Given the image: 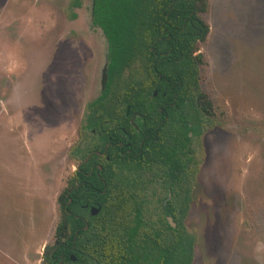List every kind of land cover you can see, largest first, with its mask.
Masks as SVG:
<instances>
[{
	"label": "rangeland",
	"instance_id": "rangeland-1",
	"mask_svg": "<svg viewBox=\"0 0 264 264\" xmlns=\"http://www.w3.org/2000/svg\"><path fill=\"white\" fill-rule=\"evenodd\" d=\"M204 1V0H203ZM0 0V264H41L107 45L92 0ZM198 44L213 125L184 220L192 264H264V0H209Z\"/></svg>",
	"mask_w": 264,
	"mask_h": 264
},
{
	"label": "trees",
	"instance_id": "trees-1",
	"mask_svg": "<svg viewBox=\"0 0 264 264\" xmlns=\"http://www.w3.org/2000/svg\"><path fill=\"white\" fill-rule=\"evenodd\" d=\"M207 7L208 0H92V23L107 44L106 64L101 93L87 104L78 140L67 153L76 163L89 159L57 197L59 220L41 264H192L196 238L183 220L202 155L199 138L213 125L212 102L199 83L205 60L197 53L209 31L199 16ZM161 107L170 110L169 118L179 109L178 128L172 121L161 128L143 120L161 117L147 111ZM123 109L140 115L136 129L119 121ZM98 116L107 122L99 125ZM120 125L129 129L130 153L108 147L98 171L94 152L104 148L93 132H104L107 142L120 134ZM153 126L165 139L145 149L140 142L147 129L155 132ZM90 207L98 209L95 216L88 215Z\"/></svg>",
	"mask_w": 264,
	"mask_h": 264
},
{
	"label": "flooded vegetation",
	"instance_id": "flooded-vegetation-1",
	"mask_svg": "<svg viewBox=\"0 0 264 264\" xmlns=\"http://www.w3.org/2000/svg\"><path fill=\"white\" fill-rule=\"evenodd\" d=\"M81 7V1H80V6L77 7V8H80ZM91 11H92V5H91ZM90 18H91V24L93 25L92 23V16L90 15ZM205 22V21H204ZM206 23V22H205ZM207 24V23H206ZM94 27H97L95 25H93ZM98 28V27H97ZM100 29V28H99ZM101 31V30H100ZM102 33V32H101ZM103 35V34H102ZM104 37V36H103ZM106 42V40H105ZM107 45V44H106ZM154 95V94H153ZM156 95V94H155ZM154 95V96H155ZM175 113L173 117H168L167 115V112L170 111L169 109H166V108H158L157 109V112H155L154 109H148L147 111L148 112H151V113H161L162 116L161 117H145L143 118V120H149L151 122H155V121H158V126H161V128L164 127V122L166 121H172L173 122V125L174 127L178 128V125H179V109L176 108L175 109ZM98 114H100L102 111L103 112H116L115 109H109V110H102V109H97L96 110ZM122 113L121 115L118 116V119L119 121H128V123L131 125L132 128L136 129V126L134 125V120L139 118L140 119V115L136 112H133V113H128V111H126L125 109L121 110ZM110 118H113V120H115L117 117L114 115H112L110 113ZM97 119L99 120V125H101V123H106L107 121L103 120L100 116L97 117ZM155 128V132L153 131H150V129H147L145 132H144V135H143V140L140 142V145H144L145 149L148 148L149 145H154L155 143L159 144L161 143L162 141H164L165 139V134L161 133L156 126H153ZM116 129L118 131H120V134H117V133H113L111 136H108V139L109 141L107 142H104V132H100V130H96L95 132H93L95 134V137L97 138V141H98V144L101 146H103V151H95L94 154L96 156H98V159H97V162L95 163V167L98 171H101L102 168H101V163L103 162V160H108V157L105 155V151L108 147L110 146H113V147H119L120 149H123L125 150V152L127 154L130 153V150L128 149L130 146H131V142L128 140L131 136H130V132H127L129 131L128 127H122L121 125L120 126H117ZM114 129V131L116 130ZM79 130V127L77 129V135L79 134L78 132ZM164 132V131H163ZM188 136L191 138L192 137V134L191 132L188 133ZM176 137H178V135L176 134ZM123 153V152H121ZM148 154L147 151H145V155ZM89 159V156L87 158H85L82 162H78L76 164V168L75 170L78 169V167L82 164V163H85L87 162V160ZM194 167V166H193ZM192 167V168H193ZM74 170V171H75ZM90 173V172H89ZM87 173V174H89ZM178 174H176L177 176ZM95 176L99 179H102L104 177V174H99V173H95ZM193 192H194V186L191 190V200L189 202V209L191 208V203H192V196H193ZM170 198V194L168 193L167 195V199L168 200ZM166 200L162 201L161 203V207H164L165 203H166ZM189 209H188V212H189ZM188 214V213H187ZM88 215H89V208H88ZM170 217V216H167L166 219ZM171 218V217H170ZM186 218V217H185ZM172 219V218H171ZM185 220V219H184ZM184 220H183V224L184 226L186 227L185 223H184ZM169 223V222H168ZM176 225V224H175ZM71 257V256H70ZM71 260V259H70ZM75 260V259H74ZM74 260H71V261H74Z\"/></svg>",
	"mask_w": 264,
	"mask_h": 264
},
{
	"label": "water",
	"instance_id": "water-1",
	"mask_svg": "<svg viewBox=\"0 0 264 264\" xmlns=\"http://www.w3.org/2000/svg\"><path fill=\"white\" fill-rule=\"evenodd\" d=\"M156 93L154 92V95ZM70 201V200H69ZM98 213V209H96L95 207H90L89 208V216H95ZM167 221L169 222V224L172 227H175V223L172 221V219L170 217L167 218ZM84 229H87V225L84 226ZM71 260H74L75 258L73 256L70 257Z\"/></svg>",
	"mask_w": 264,
	"mask_h": 264
},
{
	"label": "crops",
	"instance_id": "crops-1",
	"mask_svg": "<svg viewBox=\"0 0 264 264\" xmlns=\"http://www.w3.org/2000/svg\"><path fill=\"white\" fill-rule=\"evenodd\" d=\"M208 2H209V0H208ZM209 27V26H208Z\"/></svg>",
	"mask_w": 264,
	"mask_h": 264
}]
</instances>
